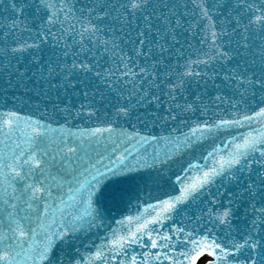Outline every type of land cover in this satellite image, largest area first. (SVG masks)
<instances>
[{"label": "snow or ice", "instance_id": "6c2138e0", "mask_svg": "<svg viewBox=\"0 0 264 264\" xmlns=\"http://www.w3.org/2000/svg\"><path fill=\"white\" fill-rule=\"evenodd\" d=\"M201 262L264 264V0H0V264Z\"/></svg>", "mask_w": 264, "mask_h": 264}, {"label": "water", "instance_id": "95a60500", "mask_svg": "<svg viewBox=\"0 0 264 264\" xmlns=\"http://www.w3.org/2000/svg\"><path fill=\"white\" fill-rule=\"evenodd\" d=\"M117 218H119V217H117ZM201 264H203V262H201Z\"/></svg>", "mask_w": 264, "mask_h": 264}]
</instances>
